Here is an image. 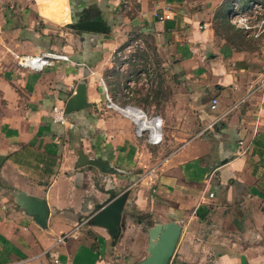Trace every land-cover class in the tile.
<instances>
[{
  "label": "crops",
  "instance_id": "obj_1",
  "mask_svg": "<svg viewBox=\"0 0 264 264\" xmlns=\"http://www.w3.org/2000/svg\"><path fill=\"white\" fill-rule=\"evenodd\" d=\"M216 3L0 0V264H137L165 223L179 227L168 264H264V46L220 35ZM83 19L105 32L71 27ZM130 32L168 84L160 145L103 100L100 79ZM50 48L69 60L16 68L17 54ZM79 82L85 106L54 122ZM79 150L106 169L76 167ZM122 191L111 238L91 216Z\"/></svg>",
  "mask_w": 264,
  "mask_h": 264
},
{
  "label": "rangeland",
  "instance_id": "obj_2",
  "mask_svg": "<svg viewBox=\"0 0 264 264\" xmlns=\"http://www.w3.org/2000/svg\"><path fill=\"white\" fill-rule=\"evenodd\" d=\"M232 1H235L239 7L245 6L248 2V0H216L218 4L215 8L216 31L228 40L232 39L240 44L253 43L252 47L258 49L261 45L259 42L231 25L228 10ZM117 51L113 58L115 64L110 68V75L108 78H101L107 84L111 100L117 105L131 102L138 104L148 113L150 111L154 114L160 113L169 88L164 82L163 70L159 65L160 59L156 50L154 55L146 37L130 32L126 40L117 47ZM124 87H128L127 92L122 89Z\"/></svg>",
  "mask_w": 264,
  "mask_h": 264
},
{
  "label": "built area",
  "instance_id": "obj_3",
  "mask_svg": "<svg viewBox=\"0 0 264 264\" xmlns=\"http://www.w3.org/2000/svg\"><path fill=\"white\" fill-rule=\"evenodd\" d=\"M228 16L231 25L251 37L264 46V0H248L245 6L239 7L235 1H232ZM164 17H168L166 14ZM68 54L59 52L54 49L41 50L35 54H23L15 56V66L17 69H24L30 71H41L44 67L52 65L57 61H68ZM260 87H262V95L264 94V77L260 79ZM100 84L103 87V100L105 106L114 110L117 114H120L128 118L132 124L134 135L137 138L142 139L146 144L160 145L163 141L161 132L162 119L158 114L148 113L141 109L139 106L132 105L128 102L121 105H117L111 100L106 92V85L103 80L100 79ZM127 92L128 87L122 88ZM216 104V99L211 98L209 108L213 109ZM65 112L63 107L52 106L51 118L54 122H65ZM223 116V114H222ZM220 116L213 117L207 122L203 129L211 128L215 122H218ZM63 239L58 237L57 241Z\"/></svg>",
  "mask_w": 264,
  "mask_h": 264
},
{
  "label": "water",
  "instance_id": "obj_4",
  "mask_svg": "<svg viewBox=\"0 0 264 264\" xmlns=\"http://www.w3.org/2000/svg\"><path fill=\"white\" fill-rule=\"evenodd\" d=\"M71 27L77 30H84L96 33L105 32V26L99 20L83 19L82 21L71 24ZM85 84L79 82L70 97L63 104V111L69 112L80 109L85 106L84 97ZM87 155V154H86ZM81 150L78 151L76 167L91 164L98 167L100 170H105V164L100 158H89ZM126 193L124 191L116 195L105 205L101 206L97 212L91 217L93 225L101 226L106 229V232L111 238H116L119 232L120 211L124 203ZM37 221L41 224V219L44 217V207L39 208L37 212ZM179 227L177 224L165 223L157 225L152 231V238L155 239L154 246L150 248V254L137 264H168V260L173 254L174 245L178 237Z\"/></svg>",
  "mask_w": 264,
  "mask_h": 264
}]
</instances>
